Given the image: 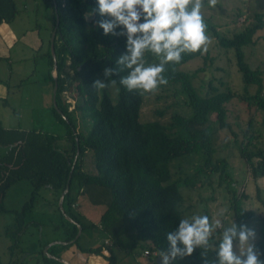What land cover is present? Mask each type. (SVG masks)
<instances>
[{
  "label": "trees",
  "instance_id": "1",
  "mask_svg": "<svg viewBox=\"0 0 264 264\" xmlns=\"http://www.w3.org/2000/svg\"><path fill=\"white\" fill-rule=\"evenodd\" d=\"M45 1L53 11L51 30L55 29L54 41L58 38L62 44L73 71L74 83L63 88L61 71L53 77L54 59L49 50L47 79L53 85L57 84L55 99L59 108L53 106L52 112L56 120L66 125V133L6 129L0 125V145L6 148L0 155V212L14 214L13 223L5 230L10 241L9 254L12 256L17 252L22 234L31 225L29 215L36 204L38 191L47 185L57 194L55 207L60 216L59 221L52 222L51 226L54 230H62L63 238L60 242L51 243L46 253L44 247L50 241L40 242V258L27 264H66L49 254L64 257L63 254L71 248L80 254L81 264L85 263L81 259L90 254L103 256L106 264H118L116 248L127 256L133 255L137 248L147 249L154 264H163L161 253L169 255V264H217L216 253L223 237L218 236V232L211 235L207 246L196 248L192 256L184 259L170 257L171 245L166 234L174 233L180 220L185 219L179 208L183 199L182 184L193 186L200 174L229 176L227 160L215 157L214 144L218 130L232 129L227 120L226 103L234 96L240 97L248 106L264 114L263 72L249 65L243 51L244 46L255 42V33L264 27V12L255 13L254 22L232 36H226L206 23V30L216 36L220 46L233 49L236 66L245 85L243 94L218 91L212 85L208 93L200 94L192 83L191 74L179 67L202 56V52L182 53L180 63L165 65L164 75L168 84L180 86L187 97L190 114L175 113L167 122L160 119L141 122L143 94L136 89L129 92L120 83L121 78L129 74V69L118 63L123 55L128 54L127 35H121L124 29L117 27L115 34H103L99 22L111 18L100 16L96 0ZM16 12L15 0H0V22L12 19ZM144 56L145 64L153 63L152 59L159 62L149 51ZM205 65L199 71L205 70ZM105 69L109 70L107 75ZM102 70L106 80L117 87L118 96L114 102L105 91L100 93L93 87ZM248 86H254V92H250ZM63 90L75 91L81 97L73 108L69 102L60 106ZM77 111L83 120V129L87 127L86 132L78 128ZM250 124L251 120L248 126ZM253 138L249 135L246 142L241 141L239 150L249 173L257 177L258 174L264 175V147H251ZM89 153L94 168L92 172L83 168L84 157ZM194 154L203 158L196 173L183 179H173L170 163ZM19 180L29 181L32 186L30 196L20 209H8L4 204L5 194ZM67 185L62 206L74 222L67 219L58 206V198ZM80 193H87L95 204H105L98 223L85 221L77 211ZM231 193L230 209L239 229L254 215L243 207L245 194ZM258 198L261 200L259 195ZM262 221L260 237L253 244L260 253V259L264 260V216ZM78 225L81 232L76 237ZM93 229L98 230L107 242L102 240L95 246H79L80 236L91 233ZM177 246L182 247L179 243ZM152 251H156L155 256ZM71 259L77 262V256L66 258L70 262ZM0 264H3L1 260Z\"/></svg>",
  "mask_w": 264,
  "mask_h": 264
},
{
  "label": "rangeland",
  "instance_id": "2",
  "mask_svg": "<svg viewBox=\"0 0 264 264\" xmlns=\"http://www.w3.org/2000/svg\"><path fill=\"white\" fill-rule=\"evenodd\" d=\"M42 2V0H15L17 12L13 17V25H16L17 30H24L33 21L43 27V33H47L48 44L51 43L52 30L47 23V18L43 8L35 9V3ZM257 12H264V0H217L215 7L208 5V0H204V6L201 9L205 23L212 24L217 31L226 35L232 36L253 22V16ZM13 18L11 20H13ZM206 35L209 37V43L206 45L207 51L202 52V56L196 57L182 64L179 69L188 72L192 76V83L200 94H205L210 91V85L214 86L218 91L230 90L243 94L245 85L241 79V74L237 69L235 55L233 49L224 48L218 44L216 36L211 31L206 30ZM255 42L243 47L244 58L253 68H260L263 72L264 78V27L259 29L255 35ZM56 41L55 54L57 57V64L61 76H65L62 87L66 88L73 80V71L69 67V59L64 55L61 59L62 48ZM51 47V46H50ZM50 53L52 54L51 48ZM153 57L155 56L152 54ZM206 56V57H205ZM146 57H143V62ZM159 60V59H158ZM62 61V62H61ZM153 63L155 60L152 59ZM206 64V65H205ZM5 65V64H4ZM205 65V70L199 71L201 66ZM34 69L35 74L30 78L29 82H21L16 87H12V93L17 98L24 94H29L31 105L23 107L15 105L19 110L23 108V116L18 120L7 122L10 126H19L24 130H38L52 134L64 135L67 131L65 124L56 120L52 112L54 106V85L47 84L44 81L43 70H50L47 64V59L34 55L32 63L29 64V69ZM59 71L53 70L54 75ZM45 73V71H44ZM97 81L106 85L105 88L99 89L100 93L105 91L114 102L118 96L117 87L104 77V70L98 75ZM254 86H248L250 92H254ZM60 95V106L64 102H69L70 108H73L75 103L79 102L81 97L73 91L63 90ZM264 94V90H263ZM227 105V120L231 124V130L220 129L215 136V157H224L227 160L226 171L229 176H219L218 173H212L210 176L200 174L195 180V184L191 187L181 185L180 190L183 194V199L180 203V210L183 218L191 221L193 216L207 215L210 224L213 227L212 234L218 232V236H222L225 229L236 222L232 211L230 209L231 191L236 194H245L247 197L243 198V207L253 213L254 218L245 221L244 225L255 231V239L251 240L254 243L260 237V228L262 226V218L264 216V175L258 174L253 177L247 168L245 160L240 155V142H246V138L252 135L251 147H264V114L255 109L253 106H248L246 101L240 97H232L226 103ZM31 113L30 115L26 114ZM159 112H162L160 115ZM191 109L187 102V97L180 90V86L174 83L162 85L155 93H144L143 103L140 109V121L146 122L153 119H160L162 122H167L175 113L189 115ZM78 128L83 129V120L80 113L77 111ZM251 120L250 126H248ZM248 128L246 135L244 131ZM87 127L83 129L86 132ZM203 163V158L200 154L188 155L182 159H176L170 163L173 179H183L187 175H193L196 170ZM83 168L89 172L94 171L91 162L90 153L84 157ZM25 186L12 187L4 199V204L8 207L20 209L22 204L29 198L32 186L29 181H23ZM231 190V191H230ZM53 191L49 186H42L38 191L35 209L30 213V219L39 220L42 222L41 229L33 228L34 237L32 242L34 245L41 238L40 242L44 240L61 241L63 238L62 230H54L52 222L59 221V212L51 210L49 207V195ZM261 197V200L258 198ZM47 200V201H46ZM59 202V201H58ZM77 211L79 213L87 214L88 219L84 216V220L88 222L97 223L101 213L105 208L104 203L95 204L91 202L87 193H80L77 196ZM40 207V205H42ZM13 216L10 212H0V259L6 261L9 256L7 245L9 243L8 237L5 235V228L11 224ZM219 222V226H217ZM103 240V235L96 229L91 233H83L78 245L81 247L95 246ZM104 241V240H103ZM39 242V243H40ZM106 243V241H104ZM109 243V242H108ZM234 244L239 248V242ZM246 247V245L244 246ZM39 245L33 252V255L26 263H35L39 258ZM145 249L137 248L133 255L127 256L117 248L115 253L119 258L118 264H154L151 257L144 255ZM238 250V249H237ZM243 251V248H239ZM71 258L79 260L77 250L71 248L69 253ZM107 254V252H105ZM88 257V256H87ZM86 259H81L86 262ZM80 261V260H79ZM3 262V263H4ZM8 264V263H5Z\"/></svg>",
  "mask_w": 264,
  "mask_h": 264
},
{
  "label": "clouds",
  "instance_id": "3",
  "mask_svg": "<svg viewBox=\"0 0 264 264\" xmlns=\"http://www.w3.org/2000/svg\"><path fill=\"white\" fill-rule=\"evenodd\" d=\"M216 3L217 0H208L211 7ZM96 5L100 16L111 18L99 22L104 35L115 34L117 27L124 29L121 35H127L128 54L123 55L118 63L129 69V74L120 80L129 92L136 89L141 94L155 93L160 86L168 84L165 65L180 63L182 53L207 51L206 45L210 41L201 13L204 0H96ZM146 51L154 54L159 62L145 64ZM108 71L105 69L106 75ZM93 87L99 90L106 85L97 81ZM212 231L207 215L193 216L191 222L189 219L180 220L176 231L166 234L171 245L170 257L184 259L192 256L196 248L207 246ZM254 239L253 229L247 225L238 229L233 223L223 232L216 253L217 264H264L256 246L251 243ZM235 241L243 251L236 247ZM178 243L182 247H178ZM161 255L163 264H169V255Z\"/></svg>",
  "mask_w": 264,
  "mask_h": 264
},
{
  "label": "crops",
  "instance_id": "4",
  "mask_svg": "<svg viewBox=\"0 0 264 264\" xmlns=\"http://www.w3.org/2000/svg\"><path fill=\"white\" fill-rule=\"evenodd\" d=\"M34 7L35 9H40V8L44 9L43 11L45 13L43 14L46 16L47 18L46 20H47V23L50 25V28H52L53 11H52V8L46 3V1L42 0V2L40 1L38 3H35ZM13 21H14V18L13 20L10 19L7 21L4 20L0 22V125L6 129H13V128L22 129L19 126H10L9 124H5V123L12 122L14 120L18 121L23 116V108L22 110H19L15 107V105L28 107L29 105H31L32 102H30L31 99H30L29 94H24L21 97L17 98L12 93V87H16L17 84L19 83L21 84V82H24V81L29 82L31 80L30 78L35 74V70L33 68L29 69V64L32 63V58L34 55H38V56L40 55V57H44V59L46 58L47 64H48L47 53L49 51L50 45L48 44L47 33L45 32L44 34L42 30L43 27L39 26V24L36 23L35 21L29 24V26H27V28H25L22 31L17 30V28H15L16 25L12 24ZM56 41L58 42V44H60L59 47L62 48V44L60 40L56 38V40L54 41V50H55ZM63 56H64V52L62 48L61 59ZM55 57H56V54H55ZM53 70L57 72L59 71L58 64H57V57H56V66H53V69L51 71L53 77H55L56 75H54ZM48 73H49L48 69L43 70V75L47 74V76H44V81L47 84L51 85L52 81L47 79ZM63 81L65 82V76L63 77L62 75V84H63ZM26 114L31 116V113L30 112L28 113V111H26ZM5 149H6L5 147L0 145V155L4 153ZM23 181H26V180H19L15 182L14 184H12L7 190L4 199L6 198L8 191L12 187L25 186L26 188L27 186L26 184H23ZM59 198H58V201H59ZM49 200L51 201L49 202V206H50L49 208L55 211L57 194L54 191H51L49 195ZM5 206L8 209H18V208L8 207L6 204ZM42 206L43 204L40 205V207ZM36 207H38V205L35 204L34 209ZM10 213L12 214L14 218V214L12 212ZM88 214L89 213L83 214V216L87 218L89 216ZM29 221H31V225L28 226V228L22 234L17 252L12 256L9 254L5 262L0 259L2 263L4 262L3 264L5 263L17 264L20 262L27 264L26 263L27 260L31 258V256L33 255V252L38 247L36 246L37 244L34 245V242L31 241L32 238L34 237V232H35L33 231V228L41 229V226L44 223L42 224V222H40L39 220H34L30 218H29ZM12 223H13V220L11 224ZM97 223H98V220H97ZM36 241H38V244H39V242L41 241V238L38 237ZM44 241L51 242L53 240L46 239ZM8 245H7V251H8ZM70 254L72 253L71 252L69 253V250H68L65 254H63V256L66 259V258H69ZM70 263L81 264L79 260L75 262L72 259ZM84 264H106V260L104 259L103 256L90 254L88 255L87 260Z\"/></svg>",
  "mask_w": 264,
  "mask_h": 264
},
{
  "label": "water",
  "instance_id": "5",
  "mask_svg": "<svg viewBox=\"0 0 264 264\" xmlns=\"http://www.w3.org/2000/svg\"><path fill=\"white\" fill-rule=\"evenodd\" d=\"M57 24H58V17L56 18V25H57ZM55 28H56V27H55ZM54 38H55V29L52 31L51 44H50L51 47H50V48H51L52 56H53V59H54V66H56V57H55V50H54ZM56 87H57V84L55 83V85H54V97H53V101H54V106H55L57 109H59L58 106H57V104H56V99H55V91H56ZM59 112L61 113L60 110H59ZM67 188H68V185L66 186V188L64 189V191H63V192L61 193V195H60L59 202H58V206H59V208L61 209L62 213H64L65 217H66L67 219H69V220H71V221L74 222V220L71 219V218L65 213V211H64V209H63V206H62L63 196H64L65 192L67 191ZM80 232H81V228H80V226L78 225V233H77L76 237H78V235L80 234ZM56 242H60V241H54V242H50L49 244H47V245L44 247V252H45V253L47 252V248H48V246H49L51 243H56ZM49 256H50V257H53V258H55V259H58V260H60V261H62V262H64V263H66V264H72V263H70L68 260H66V259L63 258V257H57V256H55V255H51V254H49ZM158 258H159V257H158Z\"/></svg>",
  "mask_w": 264,
  "mask_h": 264
},
{
  "label": "built area",
  "instance_id": "6",
  "mask_svg": "<svg viewBox=\"0 0 264 264\" xmlns=\"http://www.w3.org/2000/svg\"><path fill=\"white\" fill-rule=\"evenodd\" d=\"M62 92H65V91H62ZM106 242H107V240H106ZM143 254L149 256L150 252L147 249H145L143 251ZM151 254L155 256L156 255V251H152Z\"/></svg>",
  "mask_w": 264,
  "mask_h": 264
}]
</instances>
